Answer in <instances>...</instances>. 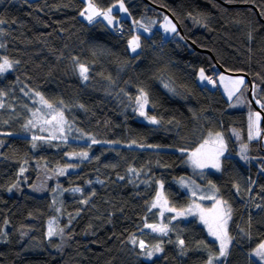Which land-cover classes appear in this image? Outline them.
Returning a JSON list of instances; mask_svg holds the SVG:
<instances>
[{
    "label": "trees",
    "instance_id": "obj_1",
    "mask_svg": "<svg viewBox=\"0 0 264 264\" xmlns=\"http://www.w3.org/2000/svg\"><path fill=\"white\" fill-rule=\"evenodd\" d=\"M119 1L94 0L100 8ZM122 2L130 18L109 27L101 19L89 24L80 16L84 0H0V19L6 21L0 24L6 33L0 36V57L19 61L0 75V90L6 93L0 97V264H205L218 244L199 218L172 220L167 236L152 233L144 223H167L175 215L166 212L162 218L159 209L148 211L156 181L163 183L170 205L186 208L190 196L175 179L197 175L186 165V155L216 132L225 136L228 153L219 172L196 178L213 183L232 208L229 254L217 264H259L249 253L264 241V120L262 138L249 141L246 110L230 109L221 90L199 84L196 74L200 68L213 78L221 72L204 52L210 51L225 72L245 74L252 88L257 86L252 96L264 114L256 103L264 102V0ZM162 8L180 26L165 39L158 29L168 16ZM141 25L150 33H140L141 47L132 54L128 40ZM77 63L88 67L87 81ZM245 86L248 91L247 78ZM140 89L149 95L146 112L160 124H149L134 111ZM35 92L57 106L63 101L75 138L36 141L31 147L33 134L45 136L39 125L24 129L36 109ZM90 137L109 143L91 144ZM241 144H248L246 153ZM80 151H88L89 159L65 155ZM39 162L51 168L78 165L56 180L64 190L61 215H54L49 193L34 194L18 184L37 178ZM129 167L139 175L129 173ZM12 184L18 195L8 191ZM52 216H58L63 238L46 237ZM133 234L149 246L162 242L163 252L145 259L128 242ZM178 238L188 249L184 255Z\"/></svg>",
    "mask_w": 264,
    "mask_h": 264
},
{
    "label": "snow or ice",
    "instance_id": "obj_2",
    "mask_svg": "<svg viewBox=\"0 0 264 264\" xmlns=\"http://www.w3.org/2000/svg\"><path fill=\"white\" fill-rule=\"evenodd\" d=\"M87 6L80 12V16L84 17L88 21L89 24L95 23L97 21L98 17H102L104 21H107V25L110 27H114L115 25L119 24V21L116 20V18L113 16V8H108L107 10H101L97 7L94 0H86ZM119 11L120 12H127V8H125L124 3L120 2L119 4ZM264 14V13H262ZM165 23L161 25V27L164 28V31L166 33H176V26L168 19V17H164ZM15 23V21H12ZM6 23L5 20L0 19V24ZM136 24H139V21L135 22ZM141 27H144L141 25ZM144 31H149L147 27H144ZM6 33L2 28H0V36L5 35ZM249 38L251 39V34H249ZM4 45L0 44V48H3ZM141 47L140 44V37L138 35H133L131 39L128 40V48L133 52H137V49ZM76 58L73 57V60ZM19 61H12L7 56L0 57V75H3L4 73L10 71L13 67V64H18ZM77 70L79 72V76L83 81H87L89 79L88 72L89 69L84 64L77 63L76 65ZM199 79L201 81H207L208 84H212L215 86V81L213 80L212 76L206 75L205 70L202 68L199 71ZM220 81L223 83L227 80V83L225 84V92L228 95L229 100L231 101L233 97L236 98V100L240 103H243L241 101L240 96L237 95L240 93L241 86L244 85V80L241 79H230L227 77H224L221 75L219 77ZM166 88L169 89V91H174L172 88L169 87L168 84L164 85ZM256 85H253V92L256 91ZM31 91V90H30ZM6 95L5 92L0 90V97ZM34 95L39 98V104L42 106L41 108H38L35 112L32 113L33 119H29L27 123L24 125L25 131H28L29 128H36L37 125H39V131L40 132H47V136H38L33 134L32 135V144L31 147L35 149L37 147L36 141H43V142H50L57 139H63L67 140L66 131L70 132L71 127L66 126L68 125V121L65 119L64 111L62 110L63 107V101L59 102L60 106H57L54 103H50L40 92H35ZM255 99V96H254ZM136 102V108L134 111L138 113L139 116L143 117L149 124L152 125H158L161 123L160 120L157 119L154 115H149L146 112V107L149 105V95L148 93L140 89L139 94L135 97ZM257 104H260L262 108H264V102L257 99ZM235 106V105H232ZM4 107L3 103H0V108ZM80 107H83V105H80ZM47 111H44V110ZM31 111V109H29ZM260 121H261V114L259 112H249L248 116V140L252 141L254 139H261L262 138V131L260 128ZM7 123V121H5ZM47 126V127H45ZM234 134L236 135V138L239 139V133L233 130ZM5 135H11V133H5ZM91 144H98V143H109L108 141H98L94 137H90ZM112 143H119V141H114ZM133 144L136 142L133 141ZM2 144V142H0ZM138 147H151V148H158L159 145H137ZM90 148L91 145H88ZM248 150V144H241V153H246ZM226 152V144L223 135L220 132H216L214 135L212 133H209V138L205 139L203 143L196 148V150L189 155V162L193 166L194 169H204V168H214L217 171H220L221 169V161L220 157L223 156ZM66 156L69 157V159H72L73 157H79L82 160L89 159V152L88 151H80V152H71V153H65ZM241 159H247V156L241 155ZM78 165H72L69 164L66 167L58 168L57 174L64 175L65 172L72 167H76ZM25 171L23 167L20 169V174H22ZM261 171H264V168H261ZM129 173H136V175H139V172L137 169L129 167L128 169ZM202 175V173H201ZM119 179H124V177H119ZM147 183V181H144ZM156 183L159 186V189L155 193V197L148 206V211L151 212L152 209H159V215L160 217H164L165 212L169 213H175L167 223L163 222L161 220L160 223H148L147 220H145L144 227L147 229H150L152 233L158 234L160 236H167L170 231H172V228H170V224L172 220H176L178 217H186L189 215H198L200 222L203 223L208 231V235L210 237H213L215 241L218 242V252L212 253L209 251L207 260L205 264H217L218 261H220L222 258H226L229 254V247L232 241V237L229 234L228 231V223L231 219L232 214V208L228 204L227 200L223 199H217L215 195L212 196H201L200 199H213L215 200V203L211 209H205L202 208L200 204L193 202L189 207L184 209H177L175 206L170 205V202L168 198L165 196L163 189V183L161 181H156ZM180 185L182 187H189L187 183H185L184 178H181L179 181ZM194 184V181L190 182ZM254 183V181H253ZM211 189L213 192H218L219 190L216 188L214 184H211L209 182ZM17 184H12L8 191H12V189L16 188ZM237 190L239 191L238 186ZM199 186L197 185L196 188H189V191L192 193L193 196L196 195V189H198ZM65 191H68L65 189ZM73 192H80V188H74L71 189ZM94 194V193H93ZM82 204H87L88 200H81ZM257 207H260V205H257ZM57 212L60 211L59 208L56 209ZM79 213H77L78 215ZM71 221V218H70ZM7 223V221H5ZM0 235H3L2 232H0ZM59 235L61 238L64 236V228L59 227L56 218H53L48 223V229L46 232V237L48 239H51L54 236ZM129 243H131L134 246H137L140 248L141 252L145 256L146 259L151 260L154 255L159 254L163 252L162 242H158L154 245H146L145 241L143 239H137V237L133 234L129 238ZM171 243V241H169ZM179 249H180V255L186 254V251L188 250L185 241L183 239L178 238L176 241ZM201 244H204L205 248H207V244H205L204 241L200 242ZM59 247V246H57ZM250 256L255 257L257 261H259V264H264V242H261L251 253H249Z\"/></svg>",
    "mask_w": 264,
    "mask_h": 264
},
{
    "label": "rangeland",
    "instance_id": "obj_3",
    "mask_svg": "<svg viewBox=\"0 0 264 264\" xmlns=\"http://www.w3.org/2000/svg\"><path fill=\"white\" fill-rule=\"evenodd\" d=\"M85 1V6H84V8L87 6V4H86V0H84ZM120 2L121 1H119V2H117L116 4H114V5H112V6H110V7H108V8H113V16L116 18V20H118L119 21V24L118 25H120V23H121V20L122 19H127V18H130V16H129V14L126 12H120L119 11V4H120ZM98 7V6H97ZM84 8H83V10H84ZM99 9H101V10H107L108 8H100V7H98ZM166 17H168V19L176 26V24L174 23V21L169 17V16H166ZM84 18V17H83ZM97 19H101V20H103V18L102 17H98ZM86 20V19H85ZM87 21V20H86ZM104 21V20H103ZM106 24H107V21H104ZM165 23V20H164V18L162 19V21L158 24V29H159V31H160V34H161V36H162V38H167L168 36H170L172 33L171 32H168V33H166L165 31H164V28L163 27H161V25H163ZM116 26V25H115ZM110 27V26H109ZM176 28H177V26H176ZM140 33L141 34H145V35H148L149 33H150V30L149 31H144V27H141V26H137L136 27V29H135V31H134V33H133V35H140ZM132 35V36H133ZM132 36L130 37V39L132 38ZM130 50V49H129ZM137 51H138V49H137ZM130 52L132 53V54H134L131 50H130ZM201 69V68H200ZM200 69L198 70V72H197V74H196V80H197V82L199 83V84H201V85H208V86H210V87H215V86H217L220 90H221V92L223 93V95L225 96V98L228 100V102H229V108L230 109H243V110H246V112H247V118H248V116H249V112L251 111V112H259V111H257L256 109H255V107L253 106V104H252V102H251V100L249 99V97H248V91H247V88H246V86H245V83H244V85H242L241 86V90H240V93H238L237 95H239L240 96V99H241V101H243V103H240V102H238L237 100H236V98L235 97H233V99L230 101L229 100V98H228V95H227V93L225 92V84L227 83V80L226 81H224L223 83L220 81V79H219V77L221 76V75H223L224 77H227V78H230V79H243L244 80V82H246V77L244 76V75H241V74H238V73H228V72H218V73H216L215 74V77L213 78V80L215 81V86H213L212 84H208L207 83V81H201L200 79H199V71H200ZM39 98L37 97V104H36V109L34 110V112L38 109V108H41L42 106L39 104ZM232 105H235V106H232ZM44 111H47L46 109L44 110ZM260 113V112H259ZM261 114V113H260ZM263 120H264V118H262V114H261V121H260V128H261V123L263 122ZM247 123H248V119H247ZM69 126V124L66 126V128ZM39 127L40 126H38V130H39ZM45 127H47V126H45ZM41 133H43L45 136H47L48 135V133L47 132H41ZM213 135L215 134V133H212ZM222 134V133H221ZM223 135V134H222ZM66 136H67V139L68 138H75L74 136H73V134H72V130L70 131V132H67L66 131ZM223 137H224V140H225V144H226V139H225V136L223 135ZM209 138V133L207 134V136H206V139H208ZM203 142H201V144H202ZM201 144H199V145H201ZM193 152V150H191V151H188V153H187V155H186V165L190 168V170L191 171H193V172H195L197 175L196 176H192V175H183V176H180L179 178H177V179H175V183L182 189V190H184L186 193H188L189 194V196H190V201H189V203H188V205L186 206V208L187 207H189V205H191L193 202H195V203H198V204H200L201 205V207L202 208H205V209H211L212 207H213V205H214V203H215V200H213V199H200V197L201 196H205V197H207V196H212V195H215L216 196V198L217 199H222L221 197H219L218 195H217V193L215 192H213V190L211 189V187H210V184H209V182L208 183H201L196 177H203L204 176V174L206 173V172H208V171H213V172H219V171H217L216 169H214V168H210V167H208V168H204V169H194L193 168V166L191 165V163L189 162V155H190V153H192ZM228 153V149H227V145H226V152H225V154H227ZM224 154V155H225ZM221 158H222V156L220 157V161H221ZM36 167H37V178L35 179V180H33L31 183H28V182H26V181H24V182H21V180L19 179V181H18V184L20 185V188H25L27 191H29V192H31V193H34V194H38V195H42V194H45V193H49V195H50V199H51V202H52V206H53V210L55 209V211H56V209L57 208H60V199H61V195L63 194V192H64V190H63V188L60 186V184L59 183H57L56 182V180L57 179H59L60 178V176L61 175H59V174H57V169L58 168H63V166H56V167H53V168H51V167H49L48 165H46V163H37V165H36ZM66 167V166H65ZM73 169V168H72ZM68 170H71V168H69ZM201 173H202V175H201ZM181 178H184V180H185V183H187L188 185H189V187H187V188H185V187H182L181 185H180V183H179V181H180V179ZM192 181H194V184H192V183H190V182H192ZM21 182V183H20ZM211 184H213V183H211ZM199 186V188L198 189H196V195L195 196H193L192 195V193L189 191V188H196V186ZM158 189H159V186H158ZM162 191L164 192V189H162ZM10 193H15V194H19V190H17V189H12V191H9ZM165 194V193H164ZM166 196V195H165ZM207 201H211V204L210 205H208L206 202ZM60 214V211L59 212H57L56 211V213L54 212V215L55 214ZM166 213V212H165ZM164 213V214H165ZM61 215V214H60ZM190 216H195V217H197V218H199V216L198 215H190ZM53 218H56V221H57V223H58V216H56V217H54V216H52L48 221H47V229H48V223H49V221L50 220H52ZM199 223L201 224V225H204L203 223H201L200 222V219H199ZM205 226V225H204ZM205 229H206V231H207V228L205 227ZM228 231H229V234H230V220H229V223H228ZM207 233H208V231H207ZM209 236V235H208ZM230 236H231V234H230ZM210 237V236H209ZM211 239H213L214 240V238L213 237H210ZM217 242V241H216ZM217 244H218V242H217ZM231 245V244H230ZM257 247V246H256ZM255 247V248H256ZM254 248V249H255ZM253 251V250H252ZM251 251V252H252ZM156 255H158V254H156ZM156 255H154V256H156ZM153 256V257H154ZM145 257V256H144ZM146 259V258H145ZM223 259V258H222ZM221 259V260H222ZM220 260V261H221ZM220 261H218V262H220Z\"/></svg>",
    "mask_w": 264,
    "mask_h": 264
},
{
    "label": "water",
    "instance_id": "obj_4",
    "mask_svg": "<svg viewBox=\"0 0 264 264\" xmlns=\"http://www.w3.org/2000/svg\"><path fill=\"white\" fill-rule=\"evenodd\" d=\"M162 9H163V10L167 13V15H168V16L174 21V23L177 25L178 29L180 30V26H178V24H177V22H176L174 16H173L168 10H166L165 8H162ZM190 44H191L192 47H194L195 49L200 50V51H203L202 49L198 48V47H197L195 44H193L192 42H190ZM204 52H207V53H209V54L211 55L213 61L215 62V64L217 65V67H218V69H219L220 71H222V72H225V71H226V70H224V68H222V67H221V66L215 61V58L213 57V55L211 54L210 51H208V50H204ZM241 75H244V76L248 79V82H249V87H248V97H249V99L251 100V102H252L253 106L255 107V109H256L257 111H259V112L262 114V118H263V117H264V114H263V112L261 111V109L255 104L254 99H253V96H252V83H251V81L249 80V78H248L245 74H241Z\"/></svg>",
    "mask_w": 264,
    "mask_h": 264
},
{
    "label": "crops",
    "instance_id": "obj_5",
    "mask_svg": "<svg viewBox=\"0 0 264 264\" xmlns=\"http://www.w3.org/2000/svg\"><path fill=\"white\" fill-rule=\"evenodd\" d=\"M201 144V143H200ZM200 145H198L196 148H198ZM196 148L193 150V152L196 150ZM210 205V204H209ZM206 227V226H205ZM264 242V241H263Z\"/></svg>",
    "mask_w": 264,
    "mask_h": 264
}]
</instances>
